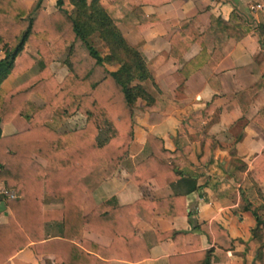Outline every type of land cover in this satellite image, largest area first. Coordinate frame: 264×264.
I'll use <instances>...</instances> for the list:
<instances>
[{"label": "trees", "instance_id": "16d2710c", "mask_svg": "<svg viewBox=\"0 0 264 264\" xmlns=\"http://www.w3.org/2000/svg\"><path fill=\"white\" fill-rule=\"evenodd\" d=\"M66 1L56 0V9L47 12L41 1L29 11L22 0H0V43L5 54L0 60V84L9 74L16 76L38 66L36 74L3 92L0 99L1 123H8L17 114L28 122V128L20 132L1 135L0 131V182L21 195L6 199L10 215L5 224H0V264H11L10 259L31 242L36 253L52 254L54 264H109L112 259L136 263L150 256L146 242L134 229L136 207L143 201L120 206L111 197L88 214H83L81 207L84 178L100 166L119 165L128 157L133 105L138 98L153 101L141 84L151 75L141 53L127 43L98 0H70L74 6L71 13L64 7ZM221 24L224 33L234 39L244 33L233 24ZM95 32L109 49L105 56L89 40ZM190 39L201 45V51L181 66L185 78L209 61L205 59L203 34L190 25L172 34L170 55L180 59ZM26 43L36 49L38 59L25 51ZM64 50L67 73L58 81L50 64ZM220 58L214 56L213 65ZM104 63H117L119 67L111 71ZM31 94L43 101L42 106L30 102ZM76 113L85 117L83 126L56 131V125ZM253 120L264 131V108ZM146 143L149 154L136 164L133 183L140 186L153 178L163 187L184 178V167L192 164L183 148L170 151L151 133L146 134ZM253 166L257 179L264 181V147ZM196 188L192 183L185 192L170 196L168 214L187 215L194 221L195 212H186L185 197ZM45 193L60 198L62 207L44 209ZM50 221L61 223V237H44V225ZM261 226L264 228V222L257 221V228ZM193 227L201 229L218 247L232 248L229 234L215 221L195 222ZM84 231L109 237L111 243L108 247L95 246L83 237ZM254 235L259 241L255 257L264 264V235L257 229ZM162 237L172 238L176 246L184 233L170 230ZM185 248L177 247L169 264H209V250L194 249L193 245Z\"/></svg>", "mask_w": 264, "mask_h": 264}, {"label": "crops", "instance_id": "0c3cea01", "mask_svg": "<svg viewBox=\"0 0 264 264\" xmlns=\"http://www.w3.org/2000/svg\"><path fill=\"white\" fill-rule=\"evenodd\" d=\"M39 1L47 12L56 9V0H22L29 11ZM98 1L127 43L143 56L151 78L141 84L153 98L150 103L138 98L133 105V138L128 157L119 165L100 166L84 178L83 214L111 197L120 206L143 201L136 207L134 229L146 242L150 256L136 263L112 259L109 264H169V257L176 254L177 247L183 250L187 246L185 249L189 250V245L209 250V264H261L255 257L259 241L254 231L257 229L264 235V228H257V221L264 222V181L257 179L253 161L264 147V131L253 117L264 108V10L252 9V6L263 0ZM64 7L69 13L74 9L70 0ZM222 22L242 28L243 35L239 39L227 36ZM187 25L203 34L207 46L205 59L209 61L185 78L180 68L200 53L201 45L190 39L180 59L170 55L169 50L172 34ZM93 34L99 40L100 55H107L109 49L97 32L90 35V42ZM24 49L39 58L33 46L26 43ZM60 54L64 56L58 70L54 68L56 57L50 64L58 81L67 73L63 63L66 50ZM217 55L221 58L213 65ZM4 56L3 43H0V60ZM104 64L111 71L119 67L117 63ZM37 72L35 64L19 75L9 74L0 84V99L3 92ZM29 100L35 106L43 104L35 94ZM84 122L85 117L76 113L56 125V131H71ZM27 128V120L19 114L8 123L0 122L1 135ZM148 133L161 138L170 151L183 148L192 164L184 167L183 179L163 187L153 178L140 186L133 183L136 164L149 154ZM35 158L45 164L41 158ZM192 183L197 188L186 194L185 208L187 213L195 212L194 221L187 215L168 214L169 197L185 192ZM11 190L14 188L0 182V224H5L10 215L4 195ZM42 204L44 209H58L62 207V200L45 193ZM211 221L227 231L231 249L218 247L201 229L193 227L195 222ZM170 230L184 233L176 246L172 238L162 237ZM61 235V223H45L46 239ZM83 237L95 246L108 247L111 243L109 237L94 232L84 231ZM53 259L52 254L36 253L31 242L10 262L54 264Z\"/></svg>", "mask_w": 264, "mask_h": 264}, {"label": "built area", "instance_id": "2783aa9c", "mask_svg": "<svg viewBox=\"0 0 264 264\" xmlns=\"http://www.w3.org/2000/svg\"><path fill=\"white\" fill-rule=\"evenodd\" d=\"M252 9L264 10V0L253 4ZM19 194L15 190H11L5 193L4 199L7 198H18Z\"/></svg>", "mask_w": 264, "mask_h": 264}, {"label": "rangeland", "instance_id": "374dc122", "mask_svg": "<svg viewBox=\"0 0 264 264\" xmlns=\"http://www.w3.org/2000/svg\"><path fill=\"white\" fill-rule=\"evenodd\" d=\"M35 0H33L34 2ZM99 42L98 38L93 34L91 36V43L98 49L99 52H102V50L100 49V46L97 45V43ZM64 55L57 53L55 55L56 57V64L54 65L55 70H58V66H61V59L63 58Z\"/></svg>", "mask_w": 264, "mask_h": 264}, {"label": "water", "instance_id": "95a60500", "mask_svg": "<svg viewBox=\"0 0 264 264\" xmlns=\"http://www.w3.org/2000/svg\"><path fill=\"white\" fill-rule=\"evenodd\" d=\"M2 205H4V203H2Z\"/></svg>", "mask_w": 264, "mask_h": 264}]
</instances>
